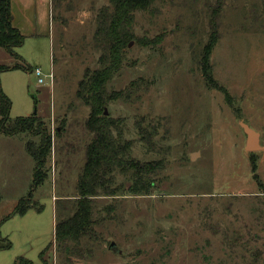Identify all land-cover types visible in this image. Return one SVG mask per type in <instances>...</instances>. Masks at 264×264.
I'll return each mask as SVG.
<instances>
[{"label": "rangeland", "instance_id": "1", "mask_svg": "<svg viewBox=\"0 0 264 264\" xmlns=\"http://www.w3.org/2000/svg\"><path fill=\"white\" fill-rule=\"evenodd\" d=\"M108 4L50 0L45 36L0 48V69L38 65L45 75L38 83L31 70L0 72L10 118L36 110L51 136L48 176L32 190L34 160L26 142L38 137L0 132V245L10 242L0 248V264L18 258L33 264H264V0H156L150 11L135 14L136 38L108 89L123 90L138 79L148 88L109 102L106 110L122 119L121 140H130L131 158L141 166L157 163L148 173L154 186L133 194L130 170L116 171L113 195L93 199L90 237L81 238L73 254L56 247L53 210L64 205L65 216L72 213L91 139L84 127L89 108L75 92L84 70L98 66L95 16ZM215 6L213 84H206L199 61ZM157 37L156 45L146 44ZM139 118L156 126L152 147L138 139ZM241 119L259 133L260 149H245ZM26 198L41 211L5 220Z\"/></svg>", "mask_w": 264, "mask_h": 264}, {"label": "trees", "instance_id": "2", "mask_svg": "<svg viewBox=\"0 0 264 264\" xmlns=\"http://www.w3.org/2000/svg\"><path fill=\"white\" fill-rule=\"evenodd\" d=\"M156 0H109L96 13L95 30L93 33V47L99 51L98 66L86 68L83 77L79 80L76 96L89 108L84 127L91 133V139L85 146L84 163L79 173L72 213L65 216L66 208L60 207L55 210V239L56 247L67 254L76 253L79 249L81 238L89 236L92 232L93 199L100 195L112 194L116 171L125 172L130 170V191L133 194H146L154 186V181L148 177L153 172L157 163H147L141 166L131 158L129 149L130 140L122 141L123 128L119 119L112 118L104 113L107 104L121 97L131 99L139 97V93L146 91L148 82L144 79L132 81L128 87L121 90H109L108 82L117 74L126 55L129 41L136 38L133 30L135 14L137 12L150 11ZM216 6L213 8V16L210 20L208 41L203 46L200 54V69L206 79V84H213L210 77L209 57L211 48L215 44L217 34V18L214 15ZM216 13V12H215ZM161 38L151 39L146 44L156 45ZM24 42V36L11 25L10 0H0V48L7 51L19 47ZM17 55V54H16ZM26 69L31 70L29 65H14L3 69ZM0 69V72L3 71ZM11 100L3 92L0 82V132L6 135L17 133H31L38 137L37 140H27L26 150L34 160L32 174V190L39 186L48 176L49 168L46 166L47 158L51 149V136L46 124L38 115L15 117L9 116ZM138 139L147 146H153L156 126L146 127L139 118L135 121ZM62 129V128H61ZM59 133V128L56 134ZM30 195V194H29ZM113 195V194H112ZM30 199V197L28 196ZM29 199H21L6 216L8 219L14 214L24 215L29 209L41 211L42 205H36ZM68 211V212H69ZM90 237V236H89ZM10 242L0 245V248H8ZM14 264H33L25 258H18Z\"/></svg>", "mask_w": 264, "mask_h": 264}, {"label": "crops", "instance_id": "3", "mask_svg": "<svg viewBox=\"0 0 264 264\" xmlns=\"http://www.w3.org/2000/svg\"><path fill=\"white\" fill-rule=\"evenodd\" d=\"M49 20L50 0H10L11 25L24 36V41L25 38L45 36L44 34L49 32ZM53 211L55 223V209Z\"/></svg>", "mask_w": 264, "mask_h": 264}, {"label": "water", "instance_id": "4", "mask_svg": "<svg viewBox=\"0 0 264 264\" xmlns=\"http://www.w3.org/2000/svg\"><path fill=\"white\" fill-rule=\"evenodd\" d=\"M130 46V43L128 44ZM36 102V101H35ZM104 113L107 114V110H104ZM36 114V110H34L33 115ZM239 125L241 126L245 136H246V142H245V149L249 152H254L261 148L259 144V133L256 132L254 129H252L246 122H244L242 119L239 120ZM115 247L114 243H111L109 245V248L112 249Z\"/></svg>", "mask_w": 264, "mask_h": 264}, {"label": "built area", "instance_id": "5", "mask_svg": "<svg viewBox=\"0 0 264 264\" xmlns=\"http://www.w3.org/2000/svg\"><path fill=\"white\" fill-rule=\"evenodd\" d=\"M31 72L35 75L38 83H44L45 82V75L43 73V70L39 66H35L31 68ZM52 77V75H50Z\"/></svg>", "mask_w": 264, "mask_h": 264}]
</instances>
